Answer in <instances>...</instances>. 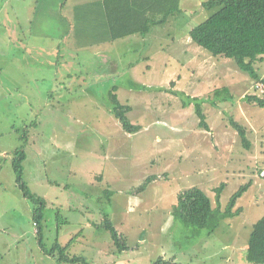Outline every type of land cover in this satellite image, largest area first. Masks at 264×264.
<instances>
[{
  "label": "rangeland",
  "instance_id": "1",
  "mask_svg": "<svg viewBox=\"0 0 264 264\" xmlns=\"http://www.w3.org/2000/svg\"><path fill=\"white\" fill-rule=\"evenodd\" d=\"M190 1L146 36L111 41L102 0H0V264H78L38 244L36 205L12 166L20 146L23 178L46 201L45 249L70 241L67 253L88 264H255L246 245L264 214V109L247 96L264 98V90L232 59L192 41L189 29L214 10ZM254 66L264 77V58ZM113 86L139 131L128 133L112 113ZM221 87L234 98L202 104L209 130L171 92L209 99ZM231 117L245 127L248 148ZM222 183V209L250 184L237 215L211 232L174 219L179 192L198 186L215 206ZM105 215L126 250L99 227Z\"/></svg>",
  "mask_w": 264,
  "mask_h": 264
},
{
  "label": "trees",
  "instance_id": "2",
  "mask_svg": "<svg viewBox=\"0 0 264 264\" xmlns=\"http://www.w3.org/2000/svg\"><path fill=\"white\" fill-rule=\"evenodd\" d=\"M180 1L102 0L101 5L110 40L115 41L136 34L146 36L153 27L164 25L170 17L173 18L182 12ZM200 7L214 10V12L189 29L188 33L192 41L213 56L232 59L250 78L264 85V77L260 76L254 66L255 62L264 58V0H207L202 2ZM116 90V86H113L109 92L112 113L128 133L139 131L141 126L131 123L127 115L131 107L120 102L115 93ZM171 92L181 97L184 107L193 104L194 111L199 118L198 127L205 130H209V125L202 104L209 101L211 105L216 106L217 103L228 102L234 98L228 87L215 89L209 99L190 97L177 91ZM247 100L264 109L263 97L254 94L247 96ZM229 121L240 136L243 145L248 148L250 143L245 127L232 117ZM25 158V150L23 146H20L14 152L12 166L18 187L23 195L36 205L33 210V221L36 226V238L39 246L50 255L57 253L59 262L88 264L84 257L70 256L67 253V249L71 245L70 241L65 246H61L56 240L50 249L44 248L42 220L46 201L33 194L23 178ZM152 179L153 176L147 177L135 188L134 193L138 194ZM249 185L247 183L240 186L230 196L224 209L220 207L224 183L215 188V206L212 205V199L198 186L187 188L179 192L177 202L172 207V215L175 220L182 222L187 227L206 228L211 232L218 226L221 219L238 214V209L234 210V208ZM111 193L110 189L104 190V194L108 198ZM99 227L110 233L117 251L122 252L127 249L124 238L117 232L108 215H105ZM246 260L255 264H264V214L252 226L246 245ZM154 264L167 263L158 259Z\"/></svg>",
  "mask_w": 264,
  "mask_h": 264
},
{
  "label": "built area",
  "instance_id": "3",
  "mask_svg": "<svg viewBox=\"0 0 264 264\" xmlns=\"http://www.w3.org/2000/svg\"><path fill=\"white\" fill-rule=\"evenodd\" d=\"M256 87H257L261 92H263V90H264V85H263L262 83H258V84L256 85ZM260 175H261V176H264V170H262V171L260 172Z\"/></svg>",
  "mask_w": 264,
  "mask_h": 264
},
{
  "label": "crops",
  "instance_id": "4",
  "mask_svg": "<svg viewBox=\"0 0 264 264\" xmlns=\"http://www.w3.org/2000/svg\"><path fill=\"white\" fill-rule=\"evenodd\" d=\"M207 1V0H206ZM198 4L201 5L202 2H204L203 0H197ZM185 3H189V4H192L190 0H185L184 4Z\"/></svg>",
  "mask_w": 264,
  "mask_h": 264
},
{
  "label": "water",
  "instance_id": "5",
  "mask_svg": "<svg viewBox=\"0 0 264 264\" xmlns=\"http://www.w3.org/2000/svg\"><path fill=\"white\" fill-rule=\"evenodd\" d=\"M141 239H142V235H141Z\"/></svg>",
  "mask_w": 264,
  "mask_h": 264
}]
</instances>
